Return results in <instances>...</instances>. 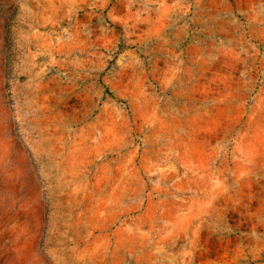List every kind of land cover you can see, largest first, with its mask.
I'll return each instance as SVG.
<instances>
[{
	"label": "rangeland",
	"instance_id": "1",
	"mask_svg": "<svg viewBox=\"0 0 264 264\" xmlns=\"http://www.w3.org/2000/svg\"><path fill=\"white\" fill-rule=\"evenodd\" d=\"M0 264H264V0H0Z\"/></svg>",
	"mask_w": 264,
	"mask_h": 264
}]
</instances>
